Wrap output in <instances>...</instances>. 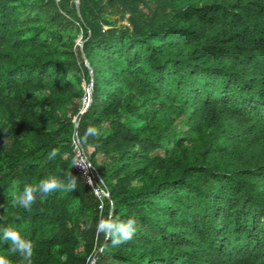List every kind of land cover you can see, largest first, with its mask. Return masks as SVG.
<instances>
[{
  "label": "trees",
  "instance_id": "16d2710c",
  "mask_svg": "<svg viewBox=\"0 0 264 264\" xmlns=\"http://www.w3.org/2000/svg\"><path fill=\"white\" fill-rule=\"evenodd\" d=\"M81 14L0 0V228L32 242L33 264H264V0H81ZM88 126L102 201L73 165ZM68 172L75 191L12 206ZM112 201L137 221L118 246L95 230ZM0 256L20 264L6 242Z\"/></svg>",
  "mask_w": 264,
  "mask_h": 264
},
{
  "label": "clouds",
  "instance_id": "9594fccd",
  "mask_svg": "<svg viewBox=\"0 0 264 264\" xmlns=\"http://www.w3.org/2000/svg\"><path fill=\"white\" fill-rule=\"evenodd\" d=\"M99 135L100 132L96 127L88 126L83 136L79 137V143H86L90 137L98 138ZM57 155L58 150L52 149L48 153L47 159L54 160ZM73 165L79 164L76 160H73ZM65 179L67 182L49 176L46 179L39 180L38 183L25 184L22 191L12 194V206L30 210L38 195L41 199H45L54 192L75 191L77 189V177L72 172H68L65 174ZM136 225L137 221L133 217L121 220L109 216L108 218L99 219L95 224V230L110 239L113 246H118L133 238L136 233ZM88 227L91 228L93 225L90 223ZM0 242H6L12 253L19 254L20 264H33V244L30 240L25 239L17 229L11 227L0 228ZM0 264H11V261L4 256H0Z\"/></svg>",
  "mask_w": 264,
  "mask_h": 264
},
{
  "label": "built area",
  "instance_id": "2783aa9c",
  "mask_svg": "<svg viewBox=\"0 0 264 264\" xmlns=\"http://www.w3.org/2000/svg\"><path fill=\"white\" fill-rule=\"evenodd\" d=\"M87 99V96H86ZM85 99V100H86ZM73 160H76L79 165H74V168L81 174L86 183H88L93 189L95 194L101 199L107 197L109 192L101 187L103 179L100 174L94 168L86 149L79 143L78 135L73 137ZM103 205L100 207L102 208Z\"/></svg>",
  "mask_w": 264,
  "mask_h": 264
},
{
  "label": "water",
  "instance_id": "95a60500",
  "mask_svg": "<svg viewBox=\"0 0 264 264\" xmlns=\"http://www.w3.org/2000/svg\"><path fill=\"white\" fill-rule=\"evenodd\" d=\"M75 2H76V7H77L78 14L81 16L82 15L81 14V0H75ZM84 41L85 40H82V42L80 43L82 49H83ZM83 54H84V50H83ZM86 64H87V66H89V68L91 70V73L93 75V68L91 67V65H90V63H89V61L87 59H86ZM93 91H94V81L92 80L91 83H90V85H89V87H88V96H87V98H88V104L83 109V112L82 113L86 112L89 109V107H90V105L92 103V100H93ZM76 126H79V121L76 123ZM78 139H79V136H78ZM81 145H83V144H81ZM107 197H110V194ZM110 204H111L110 216L112 217L113 216V212H114V204H113V201L110 202ZM95 262H96V259L94 258L92 260L91 264H95Z\"/></svg>",
  "mask_w": 264,
  "mask_h": 264
},
{
  "label": "rangeland",
  "instance_id": "374dc122",
  "mask_svg": "<svg viewBox=\"0 0 264 264\" xmlns=\"http://www.w3.org/2000/svg\"><path fill=\"white\" fill-rule=\"evenodd\" d=\"M125 23H127V21H125ZM82 42V39H81V36L80 37H78V39H77V43H81ZM86 99V96H84V100ZM87 100V99H86ZM101 157V156H100Z\"/></svg>",
  "mask_w": 264,
  "mask_h": 264
}]
</instances>
